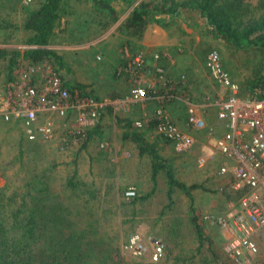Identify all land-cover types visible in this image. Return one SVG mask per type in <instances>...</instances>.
Segmentation results:
<instances>
[{
	"label": "trees",
	"instance_id": "trees-1",
	"mask_svg": "<svg viewBox=\"0 0 264 264\" xmlns=\"http://www.w3.org/2000/svg\"><path fill=\"white\" fill-rule=\"evenodd\" d=\"M79 2L89 3L90 17L83 19H80V15L72 17L71 14L75 13L73 9L75 3ZM185 8L198 11L207 20L209 28L205 33L216 42L204 48V52L207 54L208 51L217 49L221 54L223 67L231 78L237 81L242 90L251 97H261L258 91L264 89V0H38L35 7L26 10L21 24L11 23L7 19L0 21V31L6 28L14 32L19 29L26 31L28 34L25 43L30 45L24 50L0 47L1 87L6 88L8 83L16 78L15 68L19 61L26 59L32 65L48 61L54 65L62 78L63 87H66L72 96L78 93L82 97L102 100L104 96L98 92V88L95 90L88 84L65 81L63 57L55 48L48 47L58 37V29L66 38L73 36L74 26L80 21L83 27H86L84 22L89 27V23L98 21L104 29L111 22H116L123 10H128L126 18L118 26L120 31L128 35L126 39L129 40L123 43L133 52H144L139 42L152 24L160 22L157 16L179 15ZM64 18H67L64 20L65 25ZM87 33L96 34L93 29L92 32L89 29ZM11 38L13 36L8 34L2 42L12 41ZM204 54L201 59L205 65L206 54ZM145 58L146 60L149 58L147 53ZM126 63V58L119 60L111 74L113 77H127V85L130 89L132 81L129 79L134 73L125 67ZM244 68L249 71V75L240 79L237 77L238 72L243 71ZM142 72L158 78L159 86L157 85L156 88H163L165 82L169 86L183 85L181 88L185 91L187 90L184 87L188 86L187 82L192 76L188 70H185L179 74L178 79H174L173 72L171 69L167 70V65L163 63L160 54L156 64L147 62ZM161 75L163 78L160 79ZM211 78L218 87L217 81L212 76ZM172 90L178 92L175 87ZM115 95L117 94H108L110 99H115ZM176 101H170L165 106ZM156 105L158 106L159 103L156 102ZM180 105L181 118L177 120L182 124L188 113L185 104L181 102ZM212 112L210 111V114ZM72 115L73 112H70L66 121L62 122L69 121ZM107 116L120 128L122 141L136 144L140 156L147 155L150 160L152 188L143 193L137 185H134L136 194L128 197L125 192L131 186L127 184L119 188L116 198L113 197L117 203L119 202L117 206L124 216L123 222H130V232L136 231L135 218L147 210L146 207L149 206L152 197L156 196L158 179L162 176L166 183L164 196L167 201L164 207L158 210L150 233L164 241L167 252L163 262L158 263L159 260L150 264H231L230 259L224 258L221 251L223 244L217 243V230H213L219 226L216 218L229 211L230 203L237 205L240 199L249 193V186L237 188L232 174H220L218 170L214 173L215 181L209 176L203 181L187 183L179 177L176 164V158L187 155L173 154L168 157L162 153V147L171 145V141L160 133L156 132V135H153L156 131L157 118L151 117L143 126L135 127L134 117L118 116L111 106L103 109L100 121L96 125L86 128L84 134L79 135L80 147L75 151L74 169L64 178L59 188L52 184L53 165L33 173L27 172L21 190L14 189L10 195L7 193L9 188L7 183L0 186V264H119L122 262L121 246L117 242L120 237L119 231L116 230L113 235L109 232H101L102 222H107L112 209L103 207L101 210V203L105 200V197L102 198L104 194H101V187H98L96 180H86L81 176L77 162L82 150H87L92 142L98 141L99 136L103 137L101 121ZM174 120L178 122L175 118ZM208 123L211 124L210 116ZM220 124V121L216 124L215 133L218 132ZM108 126L110 127L111 124H107ZM203 132L207 133V130ZM221 133L222 130L216 135ZM22 135L21 143L16 146L13 144L19 154H16L13 160L18 161L20 167H24L27 152L32 153L36 162L43 160V158L37 159L35 155V151L41 149V144L28 140L24 134ZM71 140L68 136L66 142L64 141L68 149L71 146H68L67 142ZM99 140L101 141L100 138ZM106 152L107 159L110 160V154L104 147L99 152L100 158L104 159L102 156ZM95 160L98 161V153L95 157L91 155V161ZM215 161L220 165L219 157ZM215 161L207 162L208 167H212ZM108 169L110 170V167L107 166ZM110 186L111 184H107L106 193L110 192ZM196 191L202 192L203 202L210 203L209 214L204 215L203 205L198 209ZM177 194H183L189 199L186 209L175 207ZM210 223L214 224L213 229L208 227ZM192 238L195 240V245L186 249L184 240Z\"/></svg>",
	"mask_w": 264,
	"mask_h": 264
},
{
	"label": "built area",
	"instance_id": "built-area-1",
	"mask_svg": "<svg viewBox=\"0 0 264 264\" xmlns=\"http://www.w3.org/2000/svg\"><path fill=\"white\" fill-rule=\"evenodd\" d=\"M24 2L29 4L33 0ZM122 51L127 61L125 67L134 73L127 99L117 103L109 98L97 101L78 93L72 96L63 87L62 78L54 65L43 61L35 64L36 69L30 64V70L16 72V78L6 88L0 89V118L20 122L26 139L43 146L51 144L65 151L68 148L64 141L68 136L72 139L67 142L68 146L76 145L79 135L100 121L106 106L113 107L115 113L127 112L132 103L155 100L159 105L151 117L157 118L156 132L171 141L173 154L184 155L196 145L193 133L206 129L210 111H214L221 122L222 133L209 134V143L212 142L221 159L218 171L220 174H232L237 188L244 185L250 188L237 205L230 203L229 211L216 218L225 234L224 251L235 264H264L255 239L256 231L264 227V89L258 91L261 94L259 98L245 93L224 69L217 49L208 51L205 59L207 70L219 84L215 95H204L195 100L192 94L185 90L174 91V86L165 82L163 88H156L157 85L146 87L149 75L142 72L147 65L146 52H133L126 44ZM96 58L102 61L101 54ZM157 59L159 54L155 53V64ZM33 70L35 74L31 73ZM158 70L162 71L161 68ZM159 77L163 78L162 75ZM173 100L186 106L188 115L183 126L174 120L165 106ZM70 112H73L72 118L62 122L66 121ZM58 118L64 120L58 122ZM146 118L147 115L136 119L133 125L143 126L149 120ZM60 128H63L62 131H59ZM212 159L213 155L201 156L198 162L204 166ZM135 194L133 186L125 192L128 197ZM122 250L136 258L149 253L153 262L161 260L166 252L162 239L146 237L138 232L130 235Z\"/></svg>",
	"mask_w": 264,
	"mask_h": 264
},
{
	"label": "rangeland",
	"instance_id": "rangeland-1",
	"mask_svg": "<svg viewBox=\"0 0 264 264\" xmlns=\"http://www.w3.org/2000/svg\"><path fill=\"white\" fill-rule=\"evenodd\" d=\"M37 2L38 0H33L32 3L26 4L24 0H0V21H2L3 19H7L10 20L11 23L18 22L21 24L23 18L26 15V10L30 7H35L37 5ZM73 9L75 10V13L71 14L72 17L78 15H80V19H83V17H90L89 3H85V2L75 3V7ZM127 14H128V10H123L119 19L116 22H111L104 29L98 23V21H94V25L93 26L90 25L89 27L84 22V25H86V27H84V29H86V32H88L90 27H93V32H96V34L94 35L82 34L79 38L75 36L66 38L64 34L58 29V37H56V40L53 42V44L49 45L48 47L55 48L53 46H57V45L63 47L65 46V44L69 45L76 43L81 46L84 45L85 47L83 50L84 51L87 50V54H85V59L82 61V63L84 62V64H82L84 70V77L87 79L86 84L91 85V87H93L96 90L98 88L95 86L98 85V71L100 67L104 64L103 60L98 61L96 58L98 54H100L98 53V43L104 40V38H106L107 36L111 35V39H114L113 48H115L116 46V49L119 50L117 57L121 58L120 60H122L123 54L121 53L122 50L121 47L125 45L123 42H127L129 39H126L128 35L125 32L120 31L118 25H120V23L123 21V19L126 17ZM199 21L204 22L205 20L201 19ZM63 24L65 25L64 20H63ZM154 24H152L151 26L153 27ZM77 25H80L83 28L81 21ZM199 25H201V28L198 27L196 29V34L192 33L193 36H195V41L192 42L191 46H193V44L197 40L196 46L194 47L195 48L198 47L199 51H203L205 50L204 48L211 46V44H214L216 41L213 40L211 36L205 37L204 33L200 34L202 28L203 27L205 28L206 26H203L201 23ZM8 34H11L13 36V38H11L12 41L2 42L3 38H5ZM27 34L28 33L22 29H19L18 31L15 32L10 30V28L3 29L2 31H0V47H9V48H17L20 50H24L26 49L27 46L28 47L30 46L25 43ZM72 35H74V33ZM89 35H92V37L88 38ZM183 37L185 38V36ZM56 50L59 53L61 52L60 48H56ZM67 50H72V49L70 48ZM73 51L71 55H75ZM198 56H200V54ZM77 60L81 61L79 58H77ZM109 60L110 59H108L106 63H108ZM75 62L77 61L75 60ZM29 65L30 62L26 59H23V61L18 62L15 71L18 74L20 70L28 71L30 70ZM64 66L69 67L67 63H65ZM115 66L116 64H114V67ZM114 67L113 65L111 66V71L114 69ZM35 69H36V65H35ZM71 70H75V68H72ZM31 73L35 74L36 71L33 70ZM247 75H249V71L244 68L243 71L240 70L238 72L237 77L241 79ZM1 79L2 76H0V80ZM37 79H39L38 76ZM90 81H92L94 84ZM1 86L2 83L0 81V89H2ZM213 93L207 92L205 93V95H213ZM115 114L118 116L120 115L127 116L128 112L118 111ZM150 115L153 114H148L146 119H151ZM142 118H144V116H142ZM210 118H211V124L208 123V126L206 127L207 133L203 132L205 129L193 133L197 141L193 149L186 154L187 157L184 156V157L176 158L178 175L181 179H183L187 183L203 181L209 176H212L211 179L213 181H215L216 179L214 173H216L220 165L218 161H215L216 159H218V154L215 148L213 147L212 142L209 143L210 140L209 134L212 133V135H216L220 130H222V128L220 124L218 127V132L215 133L216 132L215 126L219 122V119L217 118V116H215L214 111L212 112V114H210ZM103 120L104 122L101 121L102 123L111 124L110 127H107V129L111 128L110 129L111 135L105 136L104 138L101 139L100 142L99 141L92 142L89 147H91V145L94 144L95 150L91 151L89 154L82 155L81 152V154L77 158L79 173L86 180H91L90 175L94 177L95 173L98 172V161L96 160L91 161V155L94 157L97 156L98 149L101 150L103 149V147L105 150L106 149L108 150L110 154L109 155L110 160H107L109 163V165L107 166L110 167V170L108 169L107 173H109V175L111 176L107 180H105L107 183L100 182L101 194H104L102 198L105 197V200H103L101 203V207H102L101 210L103 209V207H105L106 209L111 208L112 212L110 213L111 216L108 218L107 222L106 223L102 222L103 226L101 227V232L103 233L109 232L110 235H113L115 234L116 230L119 231L120 237L119 239H117V242L121 246L120 258L121 261L123 262L122 263L119 260L121 262L119 264L155 263L149 257V253H147L141 258H136L131 254H129L128 252L123 251L122 247L130 237V235L133 233L138 232L146 237L154 236L153 234L150 233V231L154 225L155 219L157 218V212L159 209L164 207V204L167 201L164 196L166 189L165 180L163 179L162 176L158 179L159 182H158V189L156 192V196L152 197L151 201L149 202V206L146 207L147 210H144L143 213H141L137 218H135L136 231L130 232L129 229L130 222L129 223L123 222L124 216L122 214L121 209L118 207L119 202L117 203V201L114 200L113 197L116 198L119 192V188H122V186L127 184L130 186L137 185V187L141 189V192L143 193H146L149 189H151L153 182L151 180L150 160L147 155L143 157L140 156L139 151L135 146L136 144L122 141L121 130L116 126L113 119L111 121V119H109L107 116ZM0 124L3 126L0 127V186H3L7 183L9 186L7 193L9 195L12 194L14 189H17L18 191L21 190L20 188L24 184L25 179L27 178L26 177L27 172L33 173L34 171H39L44 167L53 165L52 170L54 177L52 180V184L55 185L57 188H59V186L63 184L64 178H66L68 174L72 173V170L74 169L73 162L76 159L75 151L80 147L79 145L80 143H77L75 146H71L69 149L63 151L65 153L63 152L60 153V150L57 153L58 150L56 151L55 149H52L51 152L50 149L43 147L40 150L37 149L35 151V155L37 159L43 158V160L41 159V161H37V162L36 159L32 157V153L30 154L27 152L25 153V159H27V161L24 167H20L21 165H19V162L14 161L13 158L15 157L16 154H18V152L15 151L14 146L21 143L20 138L21 135L23 134L22 125L20 122L5 121L2 118H0ZM5 129L7 130V132L4 131ZM62 129L63 128H60L59 131H62ZM116 131L119 133L117 137H116ZM153 135L155 136L156 132H153ZM162 153L164 155H167L168 157L173 156L172 149L169 144L163 146ZM210 155H213V159L211 161H215L213 163L211 162L213 164L212 167L209 168L207 162L204 166H200L198 159L201 156L205 157ZM50 162H54V163H50ZM93 162L95 166L92 168ZM112 162L114 163V165H112ZM137 172L140 176H138ZM107 184H111L109 193H106ZM201 193L202 192L200 191H196L195 198L197 200V207L198 209H201V205H203L202 212L204 213V215H207L211 210V206L210 203L206 201L203 202L201 200V197H204L201 196ZM188 205H189V199L185 195L177 194L175 196V207H183L184 209H186ZM141 221L143 222L145 221V222L143 223ZM212 226H214V224L210 223V225H208L209 228L213 229L214 227ZM216 227L217 229H214L213 231L217 230L216 233L217 243L219 242L220 244H223L221 251L224 254V258L227 259L228 257L224 251L225 234L224 232L222 234L221 232L222 229L219 226ZM256 238L258 239L257 236ZM260 241L264 243V239L263 241L262 240ZM194 245H195L194 238H192L191 240L188 239L184 240V246L186 247V249H189L190 246H194ZM164 256L161 258V260L158 263L163 262ZM230 262L231 264H235L231 260Z\"/></svg>",
	"mask_w": 264,
	"mask_h": 264
},
{
	"label": "crops",
	"instance_id": "crops-1",
	"mask_svg": "<svg viewBox=\"0 0 264 264\" xmlns=\"http://www.w3.org/2000/svg\"><path fill=\"white\" fill-rule=\"evenodd\" d=\"M157 17L160 18L159 24L155 23L153 27L150 26L149 29L144 34L142 40L139 42L141 49H144L147 55H149L147 62L149 64L152 63L155 64L154 60H152V55L154 53H159L160 55H162L163 63L167 65V70L171 69V71L173 72L172 77L174 79H178V77L180 76L179 74H181L185 70H188V73L192 75L190 76L189 81L187 79L188 86H185L184 89H186L188 93L192 94L195 100L201 99L207 92H211V93L214 92L213 94L215 95V92H217L218 87L214 84L211 75L209 74L208 70L205 68L204 62L201 59V56L203 58V53L206 54V52H204V50L199 51L198 47L196 48L194 47L196 46L197 40L193 44V46H191L192 42L195 41V36H193L192 33L196 34V29L198 27L201 28V25H199L200 23L203 26H207L206 18H203L198 11L190 8L183 9L179 15L164 14L161 16L158 15ZM65 19L67 18H64L63 20ZM201 19L205 21L200 22L199 20ZM90 25L93 26L94 22L89 23V26ZM208 28H209L208 26L205 28L203 27L202 30L200 31V34L204 33L205 37L209 36L207 33H205L207 32ZM90 29L92 30L93 27H90ZM82 34H89V33L86 32V29H84V27L82 28L80 25H75L73 36L79 38ZM183 36H185V38ZM89 37H92V35H89L88 38ZM113 44H114V39H111V35L107 36L106 38H104V40L98 43V53L102 55V60L104 64L100 67L98 71V85L95 86L98 87V92L100 94H103L104 98L110 99V97L108 96V94L110 93L117 94L115 95L116 97L115 99L112 98L111 99L119 103L120 101L128 98L130 94L129 93L130 89H128L129 85H127V77L124 78H119L116 76L113 77V75L111 74V72L113 71V70L111 71V66L113 65L114 67V64H118L119 60L121 59L117 57L119 50L116 49V46L115 48H113ZM53 47H55V49L60 48L61 50L60 55L63 57L64 62L69 65V67H65V71H63L65 76V81H68L70 83L80 82L84 85H87L86 84L87 79L84 77V70L82 67L83 66L82 64H84V62L82 63V61L85 59V54H87V50L86 51L83 50L85 46L84 45L81 46L76 43L69 45L65 44V46L63 47H60L59 45ZM70 48L72 50H67ZM72 51L73 53H75V55H71ZM121 53L123 54L122 51ZM199 54L200 56H198ZM77 58H79L81 61L77 60ZM108 59L110 60L108 61V63H106ZM75 60L77 62H75ZM72 68H75V70H71ZM147 79L148 82L145 84L146 87L149 86L151 87V85L154 87L155 85L159 86L158 79L153 75H149ZM129 80L132 81V78H130ZM176 86L174 85V87L177 88L178 91H182L181 87L183 85H179L177 87ZM122 94L125 95L123 96ZM117 96L119 98H117ZM179 103L181 104V102H178L177 100L175 103H172L167 106L168 108L167 110L176 120L181 118L179 117L181 113V110L179 111V106L181 107ZM156 106L157 105L155 100H148L143 104L132 103L129 107H127L129 109L127 110V112L128 115L134 117V119L136 120V119H140V117L142 116L151 114ZM62 120L64 119L58 118V122H61ZM177 121L182 126L185 123L184 122L181 124L180 120ZM102 122H104V120H102ZM102 122L101 124L103 126L101 129L104 130L102 131V133H105L106 131L107 132L103 135V137L101 136L98 137L99 142H100L99 138L102 139L107 135H111L110 132L111 128L107 129V124H104ZM0 127L3 126L0 124ZM4 131L7 132L6 129ZM118 134L119 133L116 131V137ZM40 147L50 149L51 152L52 149H55L56 151L58 150L55 148V146L51 144H46L45 146L41 145ZM170 147L172 149V145H170ZM93 150H95L94 144H92L91 147H88L87 150L85 151L82 150V155L89 154ZM58 152L59 150L57 151V153ZM61 152L63 151H60V153ZM99 152L100 149H98V172L95 173L94 177L92 175H90V177L91 179L98 181V186L100 187L101 183H105L106 182L105 180L109 178L108 177L109 173H107V165H109V163L107 161L108 160L107 159L108 156L106 155L107 152L104 153V155L102 156L104 159L100 158ZM94 166L95 164L93 162L92 168ZM138 176L140 175L138 174ZM221 232L223 234L222 230ZM256 236L258 237V239L256 238ZM255 239L258 240L257 242H259L258 245L260 248L261 257L263 256L262 261L264 262V243L260 241V240L263 241L264 239V227L256 231Z\"/></svg>",
	"mask_w": 264,
	"mask_h": 264
}]
</instances>
